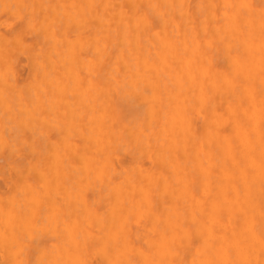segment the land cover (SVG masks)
<instances>
[{"label":"clouds","instance_id":"clouds-1","mask_svg":"<svg viewBox=\"0 0 264 264\" xmlns=\"http://www.w3.org/2000/svg\"><path fill=\"white\" fill-rule=\"evenodd\" d=\"M0 264H264V0H0Z\"/></svg>","mask_w":264,"mask_h":264}]
</instances>
